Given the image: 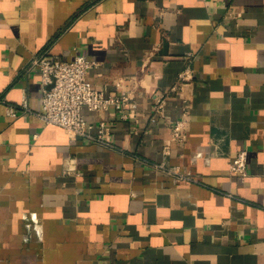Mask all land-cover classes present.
I'll list each match as a JSON object with an SVG mask.
<instances>
[{"label":"crops","instance_id":"0c3cea01","mask_svg":"<svg viewBox=\"0 0 264 264\" xmlns=\"http://www.w3.org/2000/svg\"><path fill=\"white\" fill-rule=\"evenodd\" d=\"M43 52L137 103L83 109L113 147L36 115ZM0 264H264V0H0Z\"/></svg>","mask_w":264,"mask_h":264},{"label":"built area","instance_id":"2783aa9c","mask_svg":"<svg viewBox=\"0 0 264 264\" xmlns=\"http://www.w3.org/2000/svg\"><path fill=\"white\" fill-rule=\"evenodd\" d=\"M94 65L95 62L83 54L75 55L72 61H64L48 52L37 55L30 66L38 68L41 74L42 109L36 115L45 125L63 127L72 138L86 139L113 147L110 139L111 130L106 121L100 119L97 125L88 122L83 115V109L102 113L111 107L123 110L129 106L133 112H136L138 105L130 102L128 92L105 95L96 89L88 79V72ZM164 103L165 96L156 95L152 122L156 121V116L162 111ZM19 108L32 113L27 102L24 101L21 107L8 105L7 114L16 117ZM122 118H127V115L122 114ZM94 128L97 129L96 134L92 133ZM176 135H179L180 139L184 137L180 124L177 125ZM247 163L248 153L242 150L232 160L230 171L245 178L248 175Z\"/></svg>","mask_w":264,"mask_h":264}]
</instances>
